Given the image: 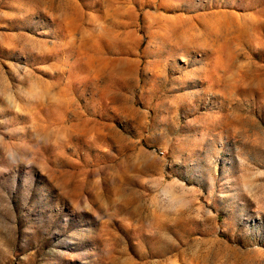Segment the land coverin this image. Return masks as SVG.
<instances>
[{
    "label": "rangeland",
    "instance_id": "rangeland-1",
    "mask_svg": "<svg viewBox=\"0 0 264 264\" xmlns=\"http://www.w3.org/2000/svg\"><path fill=\"white\" fill-rule=\"evenodd\" d=\"M0 264H264V0H0Z\"/></svg>",
    "mask_w": 264,
    "mask_h": 264
}]
</instances>
